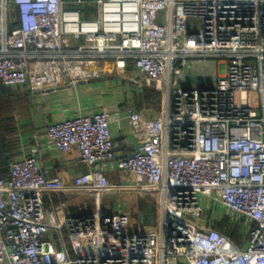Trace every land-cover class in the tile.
I'll return each instance as SVG.
<instances>
[{
	"label": "built area",
	"instance_id": "obj_1",
	"mask_svg": "<svg viewBox=\"0 0 264 264\" xmlns=\"http://www.w3.org/2000/svg\"><path fill=\"white\" fill-rule=\"evenodd\" d=\"M128 66L135 93L160 95L155 116L127 110L135 151L113 164L106 111L47 125L48 145L85 172L64 186L35 149L8 165L0 264H264V0H0L1 87L74 89ZM116 171L127 184L110 185ZM71 191L94 210L57 222L43 196ZM110 191L153 193L154 226L101 209ZM216 205L242 222L240 244L203 225Z\"/></svg>",
	"mask_w": 264,
	"mask_h": 264
},
{
	"label": "crops",
	"instance_id": "obj_2",
	"mask_svg": "<svg viewBox=\"0 0 264 264\" xmlns=\"http://www.w3.org/2000/svg\"><path fill=\"white\" fill-rule=\"evenodd\" d=\"M125 76L129 77V82H123ZM136 77V72L131 66H128L122 78H103L89 84H80L74 89H58L44 93L6 89L12 96V100L16 102L20 99L25 100L17 106L13 114L16 130L13 136L15 140L13 159H20L35 149L37 151L35 161L38 166L47 171L50 178L58 177L64 186H69L72 179L85 172V168L79 164L78 154L75 151L58 153L52 149L44 138V130L47 125L55 121L100 111H106L109 115L115 153L113 164L115 165L120 159L132 154L136 149V144L127 125V110L142 112L147 118L158 113L155 110L136 107L134 102L136 93L133 91L131 83V80ZM110 179L116 185L127 184L120 171L110 175ZM135 193L140 197L137 192H105L99 196V206L110 213L116 212V209L130 213L128 210L132 205H129V197L135 196ZM114 195L120 197H116L113 207L110 208L107 201L102 202V199ZM42 200L44 209L51 211L57 222H62L70 214H88L95 207V197L89 191L48 194L43 196ZM132 200L134 201V199ZM130 215L134 223L146 227L140 220L134 219L131 213ZM221 218V214L219 215L217 211L215 215L212 213L210 221L203 225L218 229ZM61 238L68 256L74 258L72 244L66 238L64 229L61 230ZM52 239L55 243L58 242V235L54 232ZM56 245L59 246V244Z\"/></svg>",
	"mask_w": 264,
	"mask_h": 264
},
{
	"label": "trees",
	"instance_id": "obj_3",
	"mask_svg": "<svg viewBox=\"0 0 264 264\" xmlns=\"http://www.w3.org/2000/svg\"><path fill=\"white\" fill-rule=\"evenodd\" d=\"M86 18L85 14L82 16ZM16 101L12 100L10 93L0 86V107L4 110L2 117L0 118V178H6L8 165L14 160L13 153L15 149V140L13 136L16 133L13 114L16 110L12 103ZM135 105L139 109L155 110L159 111L160 95L150 88H143L139 93L135 94ZM230 225L228 219L218 223V229L220 233L225 235L235 244L238 236L241 235L240 227Z\"/></svg>",
	"mask_w": 264,
	"mask_h": 264
},
{
	"label": "rangeland",
	"instance_id": "obj_4",
	"mask_svg": "<svg viewBox=\"0 0 264 264\" xmlns=\"http://www.w3.org/2000/svg\"><path fill=\"white\" fill-rule=\"evenodd\" d=\"M85 2H91L94 0H83ZM86 7V6H83ZM194 81V77L191 78V82ZM123 82H129V77L125 76L123 78ZM25 102V100L23 101L22 99L18 100L17 102L12 103V105L14 106V108H16L19 104ZM160 107V105H159ZM0 107V118L2 117L4 110L2 111ZM110 185L111 186H116L115 182L112 181L110 179ZM127 196V194H125ZM135 196L131 195L130 198V203L129 205H132L130 207V209L128 210L134 217V219H138L140 220L143 224H145L148 227H153L156 221V202H155V197L154 194L151 192H147L144 195H140V197L138 195H136V193L134 194ZM115 197V198H114ZM116 197H120V196H112V197H106L105 199H102V202L107 201L109 203V207H113V205L115 204L116 201ZM134 199V201L132 200ZM132 201V203H131ZM218 211L219 215L221 214V220H219L220 222L227 220L228 217L226 215V212L224 209L221 208V206L216 205L213 208H209L204 212L202 220L205 222H209L210 221V217L212 215V213H215ZM115 214V213H112ZM242 226V222L239 221L236 225V227H241ZM243 227V226H242ZM241 227V228H242ZM240 228V231H242V229ZM244 237V235H240L237 238V242H241V238Z\"/></svg>",
	"mask_w": 264,
	"mask_h": 264
},
{
	"label": "water",
	"instance_id": "obj_5",
	"mask_svg": "<svg viewBox=\"0 0 264 264\" xmlns=\"http://www.w3.org/2000/svg\"><path fill=\"white\" fill-rule=\"evenodd\" d=\"M47 92H51V91H47ZM122 177H125V179H129V177L126 174H122ZM71 216H74L76 214H70Z\"/></svg>",
	"mask_w": 264,
	"mask_h": 264
}]
</instances>
